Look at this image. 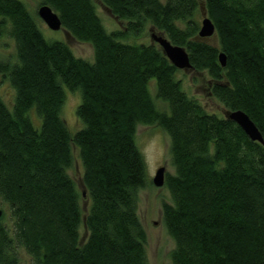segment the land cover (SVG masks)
<instances>
[{
  "label": "trees",
  "instance_id": "obj_1",
  "mask_svg": "<svg viewBox=\"0 0 264 264\" xmlns=\"http://www.w3.org/2000/svg\"><path fill=\"white\" fill-rule=\"evenodd\" d=\"M102 2L122 28L107 29L93 0H39L92 45L89 59L47 39L25 1L0 0V38L14 43L13 56L0 57V75L15 91L11 105L0 96V199L11 219L0 208V264H21L20 248L32 264H149L138 214L147 183L138 123H155L170 139L174 171L165 173L171 200L162 201V219L172 264H264V0ZM200 13L214 22L217 45L199 36ZM148 24L185 47L211 93L229 110L243 109L263 142L191 96L158 43L133 40ZM67 91L79 99L74 133L61 117ZM71 144L84 191L68 172Z\"/></svg>",
  "mask_w": 264,
  "mask_h": 264
},
{
  "label": "rangeland",
  "instance_id": "obj_2",
  "mask_svg": "<svg viewBox=\"0 0 264 264\" xmlns=\"http://www.w3.org/2000/svg\"><path fill=\"white\" fill-rule=\"evenodd\" d=\"M29 6L27 8L36 15L37 22L43 35L49 39L65 40L71 47L73 52L79 56L92 59L93 47L89 42L77 40L71 33L63 27L52 29L38 16L36 10L39 6V0H23ZM97 12L101 17L107 29L122 28L123 20L118 18L111 10L104 5L102 0H93ZM202 3L203 0H200ZM204 13L198 15L199 23L203 18ZM151 25L146 26L145 32L133 40L152 41L150 36ZM157 30V29H156ZM161 31V30H159ZM205 40L217 45L216 34L213 33L204 37ZM14 51L13 40L9 37L0 38V57H12ZM177 77L182 81L183 88L193 97L197 98L205 107L206 110L217 112L221 115H227L229 109L224 106L210 91V80L208 75L203 72L190 68H179ZM149 85L153 89L155 80L151 79ZM79 91V90H78ZM154 94V90H152ZM14 88L7 79L0 75V96L11 105L14 98ZM80 93V91H79ZM78 94L76 91H67L64 103L61 109V117L67 124L71 133L81 125L76 116V106L78 104ZM159 108H166V103L159 98H155ZM169 110L167 106V111ZM31 116L36 119V114L31 110ZM38 117V115H37ZM32 118V119H33ZM33 121L38 123L39 119ZM135 138L139 149L141 150L146 166L147 183L138 190V214L142 224L146 230L147 240L145 243L146 254L149 264H172L170 258L171 249L174 242L165 228L162 219V201L171 200L170 192L165 185H155L152 182L156 169L164 165L165 173L173 172L174 167L169 160V136L167 132L159 125L138 123L136 127ZM74 160L69 166L68 172L73 177L77 188L84 191V183L82 180V164L78 156V149L75 144H71ZM89 197L86 193L80 198L82 215L84 216L89 205ZM0 208L4 210L5 220L11 224L9 216V208L5 201L0 199ZM86 228L84 222L80 226V241L86 236ZM18 254L21 264H32V259L24 249H18Z\"/></svg>",
  "mask_w": 264,
  "mask_h": 264
},
{
  "label": "water",
  "instance_id": "obj_3",
  "mask_svg": "<svg viewBox=\"0 0 264 264\" xmlns=\"http://www.w3.org/2000/svg\"><path fill=\"white\" fill-rule=\"evenodd\" d=\"M37 13L48 27L52 29H58L61 27V20L59 18V15L48 4L44 3L39 5L37 8ZM214 30V22L209 16L204 13L198 30L199 36H209L214 33ZM150 31L152 40L160 45L162 51L165 53L172 64H174L177 68L192 67L189 54L184 46L171 42V40H169L162 32H158L152 27L150 28ZM218 59L222 65H225L226 56L224 52H219ZM226 116L236 121L251 139L263 142V137L259 128L243 109L237 108L229 110ZM164 180L165 166L161 165L156 169L154 176H152V182L155 185L160 186L164 184Z\"/></svg>",
  "mask_w": 264,
  "mask_h": 264
}]
</instances>
